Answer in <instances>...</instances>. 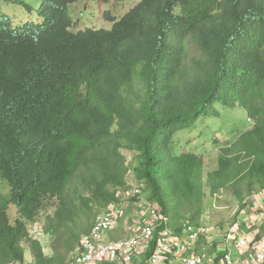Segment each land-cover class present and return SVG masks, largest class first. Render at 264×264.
I'll return each mask as SVG.
<instances>
[{
  "label": "trees",
  "instance_id": "16d2710c",
  "mask_svg": "<svg viewBox=\"0 0 264 264\" xmlns=\"http://www.w3.org/2000/svg\"><path fill=\"white\" fill-rule=\"evenodd\" d=\"M77 1L42 0L40 23L0 25V177L11 191L0 192V264H24L22 243L33 264L53 263L27 229L45 198L60 202L53 229L74 219L78 199L99 210L118 202L122 149L137 154L148 198L171 218L173 203L200 207L204 159L176 155L174 136L217 103L254 125L221 149L212 195L243 183L264 193V0H141L110 30L74 32Z\"/></svg>",
  "mask_w": 264,
  "mask_h": 264
},
{
  "label": "rangeland",
  "instance_id": "374dc122",
  "mask_svg": "<svg viewBox=\"0 0 264 264\" xmlns=\"http://www.w3.org/2000/svg\"><path fill=\"white\" fill-rule=\"evenodd\" d=\"M41 1L0 0V16L7 15L12 17L14 24L18 22L15 25L27 21L37 23L39 18L38 9ZM140 1L109 0L108 3L102 4L97 0H78L77 3L70 5L68 8V14L72 19L71 30L74 32L88 28L93 30H110L115 23L113 21L121 19ZM28 6L32 10H29ZM111 19L114 20L112 21ZM189 56L190 58L199 56V52L196 51L194 46H190ZM136 90L143 93V88L140 85L137 86ZM214 108L216 115L204 116L198 120L193 128L178 131L174 136V152L176 155L179 156L184 153L195 152L204 159L205 166L202 176V193L204 197L200 204L201 206H191L184 203L181 207H177L173 203L171 206L176 208L177 211L170 212L175 217V219L172 218L174 225L180 224L179 222L183 218H189L195 222L192 217L194 215L196 217L195 223L199 222V224L211 226L214 229L212 238L207 241L202 240V246L209 250V246H211L210 240L214 238V245L217 243L215 240L219 237L223 241L225 239L224 233L228 232L239 220L243 219L244 217L242 216L248 215L246 217L247 221L253 219L249 214L255 210V208L253 209L255 204L253 206L251 201L253 199L254 201L256 200L254 196L264 198V195H261L263 192L257 184L254 187L253 194L250 195L247 191V183H243L237 188L223 189L218 194L212 195L208 187L207 176L209 173L217 170L221 149L225 146H230L234 142L236 135L249 130L254 125V122L249 119L246 111L240 107L226 108L217 103L214 105ZM121 152L125 157V168L127 171L125 181L128 189L137 186L139 183L142 185V180L137 176V169L139 168L141 160L136 157L137 154L135 152L126 149H122ZM110 190L114 191L113 188ZM73 191L75 193L77 192L78 195L80 193V196L85 195L89 197L83 191L82 185L78 180L73 183ZM0 192L6 196L11 192L10 187L1 181V178ZM75 202L76 213L74 214V219L67 221L66 224L60 227L53 229V224L50 221L51 218L55 217L60 208V202L57 198H45L35 221L27 224L31 238L41 243L45 256L53 260L52 264L70 263L73 250L79 239L90 230L93 216L97 212L102 211L99 210L100 206L97 203L91 202L84 204L80 199ZM8 210L11 221L14 223L15 219L19 216L17 209L10 205ZM220 244H222L221 247H228L226 243ZM21 245L25 251L24 264H31L34 258L29 245L27 243H22ZM232 256L234 258L236 257L234 251L232 252Z\"/></svg>",
  "mask_w": 264,
  "mask_h": 264
},
{
  "label": "built area",
  "instance_id": "2783aa9c",
  "mask_svg": "<svg viewBox=\"0 0 264 264\" xmlns=\"http://www.w3.org/2000/svg\"><path fill=\"white\" fill-rule=\"evenodd\" d=\"M120 195L96 215L69 264H264V239L241 235L233 226L224 233L228 247L214 250L210 240V250L205 249L202 240L212 238L211 226L186 218L173 227L170 215L147 198L140 183Z\"/></svg>",
  "mask_w": 264,
  "mask_h": 264
},
{
  "label": "crops",
  "instance_id": "0c3cea01",
  "mask_svg": "<svg viewBox=\"0 0 264 264\" xmlns=\"http://www.w3.org/2000/svg\"><path fill=\"white\" fill-rule=\"evenodd\" d=\"M261 195H264V193H261ZM256 197L255 201L254 199L251 200L252 204L254 206L253 209L255 208L254 212L250 213V217L253 218L251 221H247L246 217L248 216H242L244 217L243 219L239 220V222L237 224H235V229L239 231V233L241 235L244 236H249V237H254L256 241H259L261 239H264V198L262 197ZM262 199V200H261ZM261 200V201H260ZM261 212V213H260ZM247 214V213H246ZM245 215V214H243ZM250 225V228H249ZM214 241V238H213ZM215 241H217V243L213 246L214 250L215 249H219L222 250L224 249V247H221L223 243V241H221V237H219L218 239H216ZM211 247V246H209Z\"/></svg>",
  "mask_w": 264,
  "mask_h": 264
},
{
  "label": "clouds",
  "instance_id": "9594fccd",
  "mask_svg": "<svg viewBox=\"0 0 264 264\" xmlns=\"http://www.w3.org/2000/svg\"><path fill=\"white\" fill-rule=\"evenodd\" d=\"M10 1H13V0H10ZM15 1H17V0H15ZM41 3H42V1H41ZM77 3V2H76ZM75 4V3H74ZM73 5V4H72ZM40 6H41V4H40ZM68 8H69V6H68ZM28 9L29 10H32V8L30 7V6H28ZM39 9H40V7H39ZM39 9H38V16H39ZM68 12V11H67ZM68 16H69V14H68ZM70 17V16H69ZM71 19V18H70ZM72 20V19H71ZM42 21V18L39 16V18H38V22L37 23H35V22H30V21H27V22H23V23H21V24H18V25H15V24H17V23H13L12 22V17H10V16H7V15H3V16H0V25H2V26H7L9 29H16L17 27H20V26H23V25H25L26 23H35V24H38V23H40ZM15 25V26H14ZM88 29H90V28H88ZM69 30H71V27L69 28ZM85 30H87V29H85ZM93 30V29H92ZM97 30H101V29H97ZM72 31V30H71ZM82 31V30H81ZM84 31V30H83ZM251 120V119H250ZM252 122H253V120H251ZM237 136V135H236ZM1 178V177H0ZM1 181H3L2 180V178H1ZM3 182H5V181H3ZM6 184H7V182H5ZM142 183V182H141ZM8 185V184H7ZM142 185H145L146 186V184L145 183H142ZM9 186V185H8ZM122 190H124V189H128V185H126V187L125 188H121ZM147 193V192H146ZM148 194V193H147ZM147 198H148V196H147ZM109 206V205H108ZM104 210V209H103ZM102 210V211H103ZM100 212H98L97 214H99ZM96 214V215H97ZM96 217V216H95ZM95 217H94V219H95ZM93 224V223H92ZM92 226V225H91ZM90 229H91V227H90ZM90 231V230H89ZM88 233V232H87ZM31 264H33V261L31 262Z\"/></svg>",
  "mask_w": 264,
  "mask_h": 264
}]
</instances>
